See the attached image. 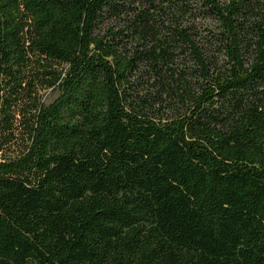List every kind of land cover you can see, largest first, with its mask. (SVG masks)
Listing matches in <instances>:
<instances>
[{
	"label": "trees",
	"instance_id": "trees-1",
	"mask_svg": "<svg viewBox=\"0 0 264 264\" xmlns=\"http://www.w3.org/2000/svg\"><path fill=\"white\" fill-rule=\"evenodd\" d=\"M0 264H264V0H0Z\"/></svg>",
	"mask_w": 264,
	"mask_h": 264
},
{
	"label": "rangeland",
	"instance_id": "rangeland-1",
	"mask_svg": "<svg viewBox=\"0 0 264 264\" xmlns=\"http://www.w3.org/2000/svg\"><path fill=\"white\" fill-rule=\"evenodd\" d=\"M209 22H207L208 24ZM58 94V90L57 89H47V90H44L41 92V98H42V102L44 104H49ZM16 147H13L11 148L10 153L11 151H13L14 149H16Z\"/></svg>",
	"mask_w": 264,
	"mask_h": 264
}]
</instances>
